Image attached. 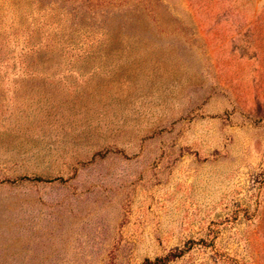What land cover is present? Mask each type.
Here are the masks:
<instances>
[{
  "label": "rangeland",
  "instance_id": "374dc122",
  "mask_svg": "<svg viewBox=\"0 0 264 264\" xmlns=\"http://www.w3.org/2000/svg\"><path fill=\"white\" fill-rule=\"evenodd\" d=\"M0 264H264V0H0Z\"/></svg>",
  "mask_w": 264,
  "mask_h": 264
},
{
  "label": "trees",
  "instance_id": "16d2710c",
  "mask_svg": "<svg viewBox=\"0 0 264 264\" xmlns=\"http://www.w3.org/2000/svg\"><path fill=\"white\" fill-rule=\"evenodd\" d=\"M159 262H161L160 260L159 261H157V263H159Z\"/></svg>",
  "mask_w": 264,
  "mask_h": 264
}]
</instances>
